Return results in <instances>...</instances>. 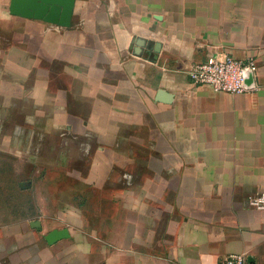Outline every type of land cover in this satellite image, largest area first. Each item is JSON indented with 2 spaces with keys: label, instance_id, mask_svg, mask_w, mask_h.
<instances>
[{
  "label": "crops",
  "instance_id": "1",
  "mask_svg": "<svg viewBox=\"0 0 264 264\" xmlns=\"http://www.w3.org/2000/svg\"><path fill=\"white\" fill-rule=\"evenodd\" d=\"M9 1L0 152L24 136L23 150L47 154L36 168L57 172L34 191L48 203L4 212L0 264H264V209L247 205L264 192V0L231 12L220 0L211 23L193 0H75L68 28L12 16ZM210 55L253 59L257 90L192 85L187 72ZM61 229L69 238L49 246Z\"/></svg>",
  "mask_w": 264,
  "mask_h": 264
},
{
  "label": "rangeland",
  "instance_id": "2",
  "mask_svg": "<svg viewBox=\"0 0 264 264\" xmlns=\"http://www.w3.org/2000/svg\"><path fill=\"white\" fill-rule=\"evenodd\" d=\"M193 1L199 7V9H197L199 11L200 8L207 7V11L211 14L208 18L210 23L216 21V15H215L216 3H218V1L220 0H193ZM233 1L234 0H225V3L229 4L230 6L229 9L230 12L232 11L231 7ZM227 9L228 8H225V10ZM202 11H206V9H203ZM194 18H196V21L201 20L199 19V16L193 17V19ZM226 23L228 24L232 23V15H230L229 18H226ZM199 24L202 25L201 23ZM199 24H196V26H200ZM213 26L215 28L216 25L213 24ZM10 124L11 122L9 121H2L0 123V127L8 128ZM17 126H18L17 129L18 131L23 130L25 128L23 121H18ZM25 139L26 138L24 136L17 137L18 151L16 153L0 152V211L2 212L1 213L2 216L0 217L1 224H4L7 220H9L7 216H4L6 215L4 212L11 211V213H15L18 214L19 216H22L28 213L30 210H32L33 207L35 208V206L38 207L40 204L44 205L45 203H48L40 200L39 195H37V193H34V191L36 189L39 191L41 188V183H38L40 178H42L43 176H47L49 178L56 176V173L54 172H57V170L36 168L35 165L36 162H39L40 158L42 156L43 157L47 156V154L45 153L42 154L35 151L26 152L25 150H23L25 149V145H24ZM33 139H34V143H36V145L38 146L40 144V138L34 137ZM54 144H56V142H54L51 147H55ZM52 151L53 154L49 153L48 155L54 158L65 155V154L56 153L54 149H52ZM31 163L33 164V168H30L28 166V164ZM15 165H16V169L14 168H13L14 170L11 169L12 166ZM14 179L17 182L15 187L12 186L13 183L12 180ZM8 181L10 182V184L8 183ZM32 183L34 185V190L28 191V189L26 188L30 187ZM49 203L51 204L53 203V201L50 200ZM34 210L35 209H33V211Z\"/></svg>",
  "mask_w": 264,
  "mask_h": 264
},
{
  "label": "built area",
  "instance_id": "3",
  "mask_svg": "<svg viewBox=\"0 0 264 264\" xmlns=\"http://www.w3.org/2000/svg\"><path fill=\"white\" fill-rule=\"evenodd\" d=\"M250 70L254 76L256 64L253 59L237 60L229 55H210L203 62L194 64L187 72L194 86H207L214 93L242 95L252 93L257 88L246 89L243 72ZM251 209H264V192L252 194L247 199ZM218 264H247L246 254L229 255Z\"/></svg>",
  "mask_w": 264,
  "mask_h": 264
},
{
  "label": "water",
  "instance_id": "4",
  "mask_svg": "<svg viewBox=\"0 0 264 264\" xmlns=\"http://www.w3.org/2000/svg\"><path fill=\"white\" fill-rule=\"evenodd\" d=\"M75 0H10L8 11L15 17L39 20L46 24L68 28L71 24ZM245 88L250 90L255 87L254 77L250 70L243 72ZM171 96L166 92H157V99L169 102ZM67 229L52 230L45 237V242L51 246L56 242L68 239Z\"/></svg>",
  "mask_w": 264,
  "mask_h": 264
}]
</instances>
